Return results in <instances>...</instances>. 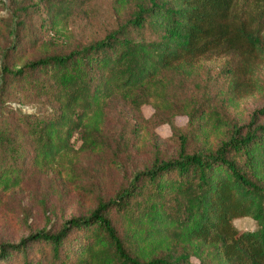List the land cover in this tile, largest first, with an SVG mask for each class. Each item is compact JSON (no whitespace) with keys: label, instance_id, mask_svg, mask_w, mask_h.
<instances>
[{"label":"trees","instance_id":"obj_1","mask_svg":"<svg viewBox=\"0 0 264 264\" xmlns=\"http://www.w3.org/2000/svg\"><path fill=\"white\" fill-rule=\"evenodd\" d=\"M8 1L0 16V193L66 156L76 133L81 150L107 148L113 99L151 104L165 121L187 114L218 128L222 116L205 108L206 95L176 94V83L210 53L245 54L253 71V54L242 49L264 42V0L250 8L242 0H113L121 21L87 42L63 29L88 0ZM39 29L54 34L42 40ZM27 92L48 106L27 110ZM256 113L264 104L215 147L180 135L175 154L154 156L56 228L0 240V264H264V120ZM240 216L254 227L236 228Z\"/></svg>","mask_w":264,"mask_h":264},{"label":"rangeland","instance_id":"obj_2","mask_svg":"<svg viewBox=\"0 0 264 264\" xmlns=\"http://www.w3.org/2000/svg\"><path fill=\"white\" fill-rule=\"evenodd\" d=\"M8 2H0V16L6 14ZM239 4L252 7L250 0ZM42 14L43 6L35 17L36 23ZM120 21L113 0H88L73 11L66 29H58L69 33L73 40L87 42L103 37ZM53 34V29L46 33L38 30L42 40ZM242 50L253 54V71L243 67L245 54L233 50L210 53L199 60L194 75L176 83V94L196 95L197 102L206 95L205 108H218L222 125L214 128L215 120L204 117L192 123L187 114H177L165 121L164 115L156 113L151 104L135 108L128 101L110 100L104 124L107 148L96 152L81 150L76 133L66 156L60 155L46 168L31 169L18 187L0 193V240H17L29 230L41 227L56 228L65 218L86 213L99 195L113 194L132 170L156 155L175 154L180 135L187 138L188 144L215 147L230 125L249 123L253 112L264 104V42ZM20 95L27 101L25 108L29 111L48 106L43 97L35 98L30 92ZM255 118L262 121L264 114L256 113ZM233 224L239 230L254 227V221L245 216L234 218Z\"/></svg>","mask_w":264,"mask_h":264}]
</instances>
